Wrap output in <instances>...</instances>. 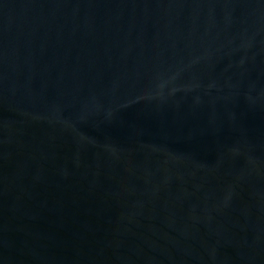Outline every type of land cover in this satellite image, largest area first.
<instances>
[{
  "label": "water",
  "instance_id": "obj_1",
  "mask_svg": "<svg viewBox=\"0 0 264 264\" xmlns=\"http://www.w3.org/2000/svg\"><path fill=\"white\" fill-rule=\"evenodd\" d=\"M0 264H264V0H0Z\"/></svg>",
  "mask_w": 264,
  "mask_h": 264
}]
</instances>
